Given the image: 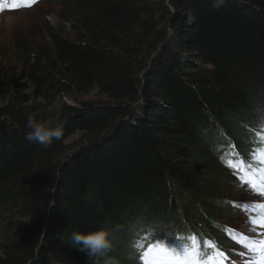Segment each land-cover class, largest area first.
<instances>
[{"label": "trees", "instance_id": "trees-1", "mask_svg": "<svg viewBox=\"0 0 264 264\" xmlns=\"http://www.w3.org/2000/svg\"><path fill=\"white\" fill-rule=\"evenodd\" d=\"M55 2L72 34L51 30L40 55L18 49L31 86L0 108V221L16 231L0 264H104L69 239L100 228L108 257L140 264L132 243L146 230L179 233L186 216L216 230L234 208L213 198L233 173L221 152H248L242 130L264 124V0ZM62 95L73 102L54 108ZM29 117L62 139L27 141ZM222 222L212 233L234 245Z\"/></svg>", "mask_w": 264, "mask_h": 264}, {"label": "rangeland", "instance_id": "rangeland-1", "mask_svg": "<svg viewBox=\"0 0 264 264\" xmlns=\"http://www.w3.org/2000/svg\"><path fill=\"white\" fill-rule=\"evenodd\" d=\"M12 3L13 0H0V108L9 102L17 85L25 83L27 87L31 86V83L25 78L26 74L23 72V64L18 57V49L24 47L31 55H40V49L43 46H48V34L51 30L56 29L66 32L69 35L72 34L70 24L64 19L68 16V13L55 0H36L31 7L19 8H14ZM19 89L22 90V88ZM22 93L32 96L31 90H23ZM91 99H95V97L91 95L80 98V100ZM66 100L73 102L69 97L62 95L57 98L53 107H59ZM258 133L259 129L257 127L242 130V136L245 137H253ZM238 144H241V141H238ZM251 157L253 162L251 166L259 165L260 153L253 151ZM221 165L225 170H229L224 164L221 163ZM234 168H236V165H232L230 170ZM261 168H264V164L258 166L256 172L248 174V178L232 173L231 182L225 190L229 191L228 194H224V190L222 189V192L213 196L214 199H218L220 202H226L234 207L231 211H225L223 215L226 218L217 222L216 230H211L207 232L208 234L206 232L203 234L204 223L201 219L199 217L188 219L189 217L186 216V224L184 226H176V229L180 230L179 233L175 230L174 233H171L173 238L163 237L168 242V246L177 250L178 253H182L185 246H191L192 241L190 237H196L200 252L204 251L205 248L207 250L208 247L204 244L205 242H209V239H206V236L213 238L215 234L212 231L216 233L222 227L221 225H224L222 221H229L233 226L230 228L234 229L236 234L232 236L234 242L228 238L227 242H232L234 245L224 246V248L230 251L231 257L224 261L223 256L215 255L209 264H255L258 256L256 253L250 251L249 248L245 247V244L251 243L253 240H264V227L252 223L253 220L264 217V209L260 207V205L264 204V195L260 193L259 187L253 188L251 186L252 183L260 184L261 173L259 169ZM199 172L205 173L206 170L204 168L199 170ZM223 177L227 178L225 175ZM245 181H248V183H245ZM211 200H213L211 196L204 198V203L210 206ZM15 217L14 214L9 215L7 216V220H13ZM6 224L7 221H0V242L16 232L10 230ZM185 229L186 232H189L185 234L186 237L182 235ZM147 232L151 231L146 230L145 233ZM176 237L181 238L178 241L175 239ZM245 237L248 240H245ZM211 241L213 242V240ZM155 244H162L167 247L164 243L160 242L159 238L151 239L148 235L134 239L132 243L133 250L136 251L135 254L140 264H145V261L141 258L142 256L138 251L143 252L149 245ZM234 252H237L236 257H234ZM201 259L207 258L201 254Z\"/></svg>", "mask_w": 264, "mask_h": 264}, {"label": "clouds", "instance_id": "clouds-1", "mask_svg": "<svg viewBox=\"0 0 264 264\" xmlns=\"http://www.w3.org/2000/svg\"><path fill=\"white\" fill-rule=\"evenodd\" d=\"M224 3L225 0H213V7L218 9ZM26 128L28 130L25 133V139L29 142L38 143L44 149L50 148L54 141L61 140L63 137V128L54 125L52 120L41 122L29 117ZM69 239L73 246H77L80 251L86 252L90 258L104 257V264H118V261L108 257V253L113 248L109 230L100 228L90 232L73 231ZM131 258L130 256L129 259Z\"/></svg>", "mask_w": 264, "mask_h": 264}, {"label": "snow or ice", "instance_id": "snow-or-ice-1", "mask_svg": "<svg viewBox=\"0 0 264 264\" xmlns=\"http://www.w3.org/2000/svg\"><path fill=\"white\" fill-rule=\"evenodd\" d=\"M35 3V0H13V7H31ZM264 127V124L261 125ZM264 139V137H262ZM259 164H264V151L260 152ZM243 163V162H242ZM251 165H247L245 170L251 169ZM261 173L260 184L252 183L253 188L259 187L260 193L264 195V168L259 169ZM248 183V181H245ZM264 209V204L260 205ZM252 223L259 224L264 227V217L260 219L253 220ZM192 241L191 246H185L182 253H178L175 249H169L162 244L149 245L147 250L142 253V259H144L145 264H209L213 260V257H208L207 259H201V252L199 244L196 237H190ZM245 240H248L245 237ZM206 247L215 248V245L210 242L205 243ZM245 247L249 248L250 251L257 254L258 258L255 264H264V240H253L251 243H246ZM223 253H216V256H223Z\"/></svg>", "mask_w": 264, "mask_h": 264}, {"label": "water", "instance_id": "water-1", "mask_svg": "<svg viewBox=\"0 0 264 264\" xmlns=\"http://www.w3.org/2000/svg\"><path fill=\"white\" fill-rule=\"evenodd\" d=\"M77 151H75L74 153L71 154V156H73Z\"/></svg>", "mask_w": 264, "mask_h": 264}]
</instances>
